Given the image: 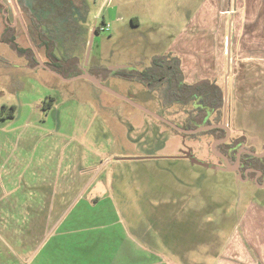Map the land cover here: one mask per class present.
Returning <instances> with one entry per match:
<instances>
[{
  "label": "rangeland",
  "instance_id": "rangeland-1",
  "mask_svg": "<svg viewBox=\"0 0 264 264\" xmlns=\"http://www.w3.org/2000/svg\"><path fill=\"white\" fill-rule=\"evenodd\" d=\"M81 1L87 26L99 28L88 66L142 70L167 54L202 0ZM260 1L236 2L261 5L258 18L250 14L255 26L264 25ZM230 5L221 0V9ZM8 15L12 20L9 8ZM2 23L0 264H59L64 255L72 264H218L229 248L252 244L249 233L264 229V190L230 172L168 158L187 148L212 164L210 136L182 139L84 78L62 80L31 67L32 52L15 53ZM10 33L21 50L30 48L20 26ZM33 48L42 60V49ZM103 84L157 112L141 83L112 77ZM263 116L230 110L233 136L261 150ZM55 248L60 259L49 252Z\"/></svg>",
  "mask_w": 264,
  "mask_h": 264
},
{
  "label": "flooded vegetation",
  "instance_id": "flooded-vegetation-1",
  "mask_svg": "<svg viewBox=\"0 0 264 264\" xmlns=\"http://www.w3.org/2000/svg\"><path fill=\"white\" fill-rule=\"evenodd\" d=\"M7 3L0 0V19L9 30H15L18 25L24 35H27L31 43L28 48L32 52L30 56L33 55V61L30 62H34L31 67L39 66L40 60L44 66L66 80L78 79L84 72L92 75L91 71H94L101 76V80L95 77L101 84L112 77L141 83L144 91L149 94V101L155 103L157 112L143 107L150 112L147 113L132 105L133 107L164 124L182 139L210 136L206 147L212 164L196 159L187 148L168 158L189 162L190 158H194L212 167L209 169L214 171L232 173L237 182L251 183L264 190V146H259L262 142L258 140V146L262 149L257 151L255 144L248 142V137L232 134V118L229 117V111L243 105L235 93L229 90L228 77L224 75L221 83L216 80H202L188 84L180 67V58L169 54L158 56V60H154V57L150 66L142 70L123 66L108 69L90 67L88 61L91 44L99 28L91 29L87 26L81 0H7ZM8 8L13 12L12 20L9 19ZM100 30L102 31V28ZM43 42L46 47L48 43L52 44L58 66H51L49 63V54L42 46ZM33 47L42 49V60L35 57L38 55ZM28 54L29 52H25L20 55L30 57ZM145 70H148L147 78L139 75ZM224 81L227 84L226 98ZM125 97L132 100L133 95ZM224 108L227 109L226 114ZM245 113L264 115V111L253 110Z\"/></svg>",
  "mask_w": 264,
  "mask_h": 264
},
{
  "label": "crops",
  "instance_id": "crops-1",
  "mask_svg": "<svg viewBox=\"0 0 264 264\" xmlns=\"http://www.w3.org/2000/svg\"><path fill=\"white\" fill-rule=\"evenodd\" d=\"M236 2L231 0V5L223 10L221 0H202L198 10L191 13L186 24L172 36L166 53L180 58L186 83L202 80L221 83L225 75L229 90L242 102L243 111L261 112L264 111V25H253L250 14L258 18L262 7L245 5L243 8L244 4L236 6ZM260 4L264 3L260 1ZM227 15L228 21L224 17ZM238 22L241 25H237ZM261 222L260 217L256 219V223ZM249 235L250 246L229 248L226 257L219 256L218 264H264V245H257L264 242V229L252 231ZM49 252L55 257L58 255L59 259L62 257L58 254L59 248ZM35 256L30 261L35 260ZM60 260L65 262L59 261V264H72L65 255Z\"/></svg>",
  "mask_w": 264,
  "mask_h": 264
},
{
  "label": "water",
  "instance_id": "water-1",
  "mask_svg": "<svg viewBox=\"0 0 264 264\" xmlns=\"http://www.w3.org/2000/svg\"><path fill=\"white\" fill-rule=\"evenodd\" d=\"M38 60H39V58H38ZM39 63H40L39 66L44 67L45 69H47V70H49L50 72H52L53 74H55L53 71H51V70L48 69L46 66H44V65L40 62V60H39ZM55 75H57V74H55ZM57 76H58L59 78H61L62 80H66V79L62 78L61 76H59V75H57ZM80 78H84V79L90 81L91 83H93L96 87L100 88L101 90H104V91H106V92H108V93L114 95L115 97L121 99V100H125V101H127L128 103H130L131 105L135 106L136 108H139V109H141V110H143V111H145V112H147V113H150L148 110H145L143 107L137 105L136 103H134V102H133L132 100H130L129 98H127V97H125V96H122V95H120L119 93L113 91L112 89H110V88L104 86L103 84H101V83L99 82L98 79H96L95 77H93V76L90 75L89 73L84 72V73L80 76ZM156 117H157V116H156ZM190 162H191V163H194V164H197V165H200V166L207 167V168H212V167H209V166H207L206 164H204V163H202V162H199V161L195 160L194 158H190ZM213 169H214V168H213Z\"/></svg>",
  "mask_w": 264,
  "mask_h": 264
},
{
  "label": "trees",
  "instance_id": "trees-1",
  "mask_svg": "<svg viewBox=\"0 0 264 264\" xmlns=\"http://www.w3.org/2000/svg\"><path fill=\"white\" fill-rule=\"evenodd\" d=\"M36 5V4H35ZM11 32V30H9V28H8V26L7 25H5V33H7V35L6 34H4V41L6 42V43H9V45L11 46V48L14 50V52L15 53H19V54H23V53H25V52H31L29 49L28 50H21L18 46H17V44L14 42V39H13V37L12 36H8V33H10ZM42 46H44V48L46 49L45 51L49 54V63L51 64V66L53 65V66H58L59 65V62L56 60V58L54 57V55H53V46H52V44L51 43H48V45H47V47L45 46V43L43 42V45ZM157 58V57H156ZM156 58H154V60H158V58L156 59ZM32 64H34V62L32 63ZM48 66H50V65H48ZM50 66V67H51ZM52 68V67H51ZM53 69V68H52ZM148 73V70L146 71H143V72H141V73H139V75L141 76V77H144V78H147V76H146V74ZM12 110H14V107L12 108ZM11 117V116H10Z\"/></svg>",
  "mask_w": 264,
  "mask_h": 264
}]
</instances>
